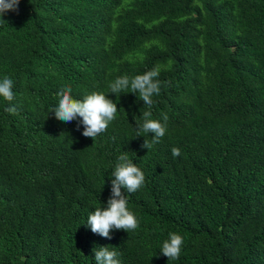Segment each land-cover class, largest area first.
<instances>
[{
	"label": "trees",
	"instance_id": "16d2710c",
	"mask_svg": "<svg viewBox=\"0 0 264 264\" xmlns=\"http://www.w3.org/2000/svg\"><path fill=\"white\" fill-rule=\"evenodd\" d=\"M0 17V264H264V0H20ZM160 69L151 109L116 78ZM103 93L116 118L95 140L62 122L57 93ZM165 123L148 150L143 113ZM79 124V128H78ZM172 148L180 149L173 157ZM144 185L122 192L135 230L86 227L122 153ZM183 238L178 259L160 252Z\"/></svg>",
	"mask_w": 264,
	"mask_h": 264
},
{
	"label": "clouds",
	"instance_id": "9594fccd",
	"mask_svg": "<svg viewBox=\"0 0 264 264\" xmlns=\"http://www.w3.org/2000/svg\"><path fill=\"white\" fill-rule=\"evenodd\" d=\"M20 0H0V17L9 11L18 13ZM160 69L155 67L143 74L136 75L131 79L125 75L116 78L110 83L111 93H122L130 89V92L137 93L140 100L151 109L153 105L152 97L159 95L161 82L157 77ZM14 82L11 78L5 76L0 80V97L9 102L5 111L10 114H17V107L12 105L14 100L13 93ZM71 88L62 89L57 93L59 97L58 104L52 109L55 119L68 123L80 118L79 124L83 125L82 135L85 138H95L105 132L113 120L116 118L117 104L103 93L93 92L84 96L82 100L74 99L71 95ZM151 111L143 113V123L139 125L137 136L152 134L151 141L144 140L141 148L150 150L153 145L160 142L166 133L167 115H163L165 123L151 119ZM78 124V128H79ZM173 157L180 156V149L172 148ZM114 179L111 180V194L107 201L106 208H96L89 214L86 227L91 232L101 237L111 239L112 230H135L138 222L134 214L127 207L126 193H134L145 183L144 173L138 168L127 153H122L117 158V163L111 173ZM183 238L177 233H170L169 238L162 244L160 252L168 260H176L181 253ZM96 264H120L118 253L110 250L108 247H100L94 251Z\"/></svg>",
	"mask_w": 264,
	"mask_h": 264
}]
</instances>
